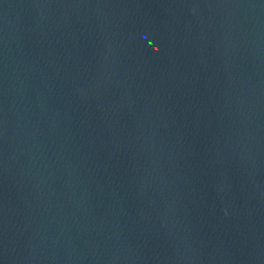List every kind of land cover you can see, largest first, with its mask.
Segmentation results:
<instances>
[{
  "label": "water",
  "instance_id": "water-1",
  "mask_svg": "<svg viewBox=\"0 0 264 264\" xmlns=\"http://www.w3.org/2000/svg\"><path fill=\"white\" fill-rule=\"evenodd\" d=\"M0 264H264V0H0Z\"/></svg>",
  "mask_w": 264,
  "mask_h": 264
}]
</instances>
